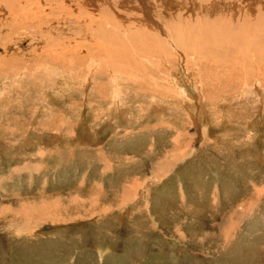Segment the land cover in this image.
Listing matches in <instances>:
<instances>
[{
	"label": "rangeland",
	"instance_id": "rangeland-1",
	"mask_svg": "<svg viewBox=\"0 0 264 264\" xmlns=\"http://www.w3.org/2000/svg\"><path fill=\"white\" fill-rule=\"evenodd\" d=\"M262 18L0 0V264H264Z\"/></svg>",
	"mask_w": 264,
	"mask_h": 264
},
{
	"label": "bare ground",
	"instance_id": "bare-ground-1",
	"mask_svg": "<svg viewBox=\"0 0 264 264\" xmlns=\"http://www.w3.org/2000/svg\"><path fill=\"white\" fill-rule=\"evenodd\" d=\"M120 13H121V12H120ZM113 14H114V13H113ZM146 20H147V19H146ZM262 20H263V21H262ZM262 20L258 23V24H259V29H258L257 26H254L253 29H251V31H255V30H257V29H258V30H261V29H262V31H263V30H264V29H263L264 19L262 18ZM131 21H132V20H131ZM143 21H144V20L142 19L141 22L143 23V26L145 27V29L147 28L146 30H150V27L147 25V23H146L145 21H144V22H143ZM230 21H231V20H230ZM254 21H255V20H254ZM258 21H259V20H258ZM151 22H152V21H151ZM228 25H229V24H228ZM249 27H251V26H249ZM225 28H226V26H225ZM227 30H228V29H227ZM119 31H120V30H119ZM230 31H231V30H230ZM209 33H210V32H209ZM232 33H233V32H232ZM152 34H153V33H152ZM250 34H251V33H250ZM179 35H180V34H179ZM144 36H145V35H144ZM149 36H150V38H151L152 41H154V40L156 39V40H155V43H158V42H157L158 37H156L155 35H150V34H149ZM249 36H252V35H249ZM255 36H256V35H255ZM152 37H153V38H152ZM173 37H174V36H173ZM196 37H197V36H196ZM256 37H257V36H256ZM256 37H255V38H256ZM261 39H262V38H261ZM234 40H235V39H234ZM121 42H122V41H121ZM235 42H236V41H235ZM194 52H195V51H194Z\"/></svg>",
	"mask_w": 264,
	"mask_h": 264
}]
</instances>
